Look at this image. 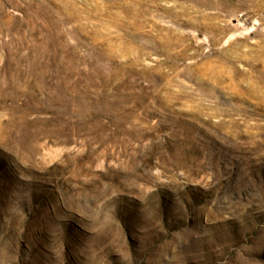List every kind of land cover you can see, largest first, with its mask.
Segmentation results:
<instances>
[{
    "label": "rangeland",
    "instance_id": "374dc122",
    "mask_svg": "<svg viewBox=\"0 0 264 264\" xmlns=\"http://www.w3.org/2000/svg\"><path fill=\"white\" fill-rule=\"evenodd\" d=\"M0 264H264V0H0Z\"/></svg>",
    "mask_w": 264,
    "mask_h": 264
}]
</instances>
